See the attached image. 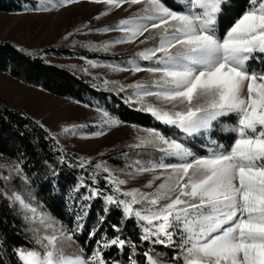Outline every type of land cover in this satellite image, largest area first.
I'll return each instance as SVG.
<instances>
[{
  "label": "snow or ice",
  "instance_id": "obj_1",
  "mask_svg": "<svg viewBox=\"0 0 264 264\" xmlns=\"http://www.w3.org/2000/svg\"><path fill=\"white\" fill-rule=\"evenodd\" d=\"M82 3L104 5L95 20L125 5L140 6L102 33L90 24L83 27L89 33H120L94 50L107 52L123 44L154 41L135 53L138 59L129 57L126 63L107 66L149 73L150 85L139 81L129 85L135 91L125 103L137 104L136 111L148 113L181 135L140 129L147 135L138 136L129 147L153 144L161 155L147 161L138 157L127 164V178L117 176L104 160L77 159L76 167H91V185L81 177L73 190L87 188L81 199L102 200L106 215L114 207L122 225L131 222L139 229L138 240L125 238L121 224L112 225L117 235L103 233L94 240L100 229L93 227L87 234L89 241L94 240L90 251L80 245L79 254L66 253L57 242L74 241L83 234L87 212L76 215L73 228L56 229L53 217L38 213L18 192L9 194L0 185V194L10 207L19 208L33 233L28 238L32 247L13 248L16 264H121L108 254L111 249L126 253L124 264H264V67L251 68L253 61L264 64V0H245L242 9L237 0H43L45 6L38 4L34 11H49L48 4L59 8ZM101 111L102 125H61L56 135L49 133L46 138L57 145L61 135L94 139L122 123ZM88 127L99 130L84 134L81 130ZM217 131L234 134L230 143L214 138ZM197 144L206 155L197 154ZM56 150L59 162H67L62 150ZM12 173L28 182L20 160L7 175L0 174V181L13 180ZM144 174L150 179L142 187H127ZM55 180L54 173L53 187ZM105 218H100L101 224ZM157 246L170 253L159 252Z\"/></svg>",
  "mask_w": 264,
  "mask_h": 264
},
{
  "label": "trees",
  "instance_id": "obj_2",
  "mask_svg": "<svg viewBox=\"0 0 264 264\" xmlns=\"http://www.w3.org/2000/svg\"><path fill=\"white\" fill-rule=\"evenodd\" d=\"M237 4L240 9L246 6L245 0H237ZM36 6L34 0H0V12L5 13H16L30 7L36 8ZM94 47L90 44H78L69 48L49 49L46 52L56 56L79 54L86 58L99 59L108 63H126L129 58L106 56L98 50H94ZM136 52L131 58L138 59L135 56ZM40 54L34 51H23L9 41L0 42V70L11 67L10 73L23 76L27 82L39 85L54 96L88 106H98L124 123L144 128H155L163 131V134L171 128L155 121L148 113L136 111L137 104L129 107L125 103V98L131 97L134 92V88L128 87L129 85L107 80L100 75L85 74L80 68L71 67L68 69L50 64ZM141 63L144 66H150L148 62L141 61ZM251 66L260 69L264 67V64L253 61ZM105 81L108 82L107 85ZM121 86H125V91H119ZM48 135L49 133L33 119L0 100V156L11 160L14 164L20 160L23 172L28 177V182H25L15 178V173H12L13 180L0 181V185L3 186V191L9 194L18 192L27 203L37 208L38 213L42 212L53 217L56 229L62 227L69 229L73 224L75 201L72 198L84 205H90V207L84 208L87 212V216L83 220L84 233L76 235L74 241L59 240L57 242L58 247L66 253L79 254L80 245L90 251L94 247V240L99 239L103 233H107L108 236L117 235L112 231V225L121 224V214L113 207L111 212L106 215L103 201L100 199L91 201L81 199L82 195L88 194L87 188H81L79 192H75L73 188L81 177H84L86 184L91 185V180L88 178V173L92 170L91 167L86 171L76 167L77 162L65 153L63 154L66 156L67 162L60 163L58 159L60 152L56 150L58 147L54 140L46 138ZM231 136L216 132L214 138L219 139L222 144H228ZM199 148L201 153L206 151L201 146ZM160 155L156 147L149 144L141 149L128 146L104 157L110 164L123 165L131 163L138 157L147 161L158 159ZM11 166L0 163V174L7 175ZM54 173L56 174L55 187H53ZM100 183L102 185L104 181L101 180ZM137 207L140 206L137 205ZM105 216L106 218L101 224L100 218ZM93 227H98L100 231L94 240L89 241L87 234ZM121 227L125 238L138 240L139 229L134 228L131 222L126 226L121 224ZM32 235L23 213L18 207H10L9 200L0 194V241L3 242V247L0 248V261L3 264H16V258L12 255L13 248L21 245L32 247L33 245L28 239ZM157 248L161 253H170L169 249L161 246H157ZM108 254L124 264L126 253L119 254L116 249H111ZM162 259H167V256Z\"/></svg>",
  "mask_w": 264,
  "mask_h": 264
},
{
  "label": "rangeland",
  "instance_id": "obj_3",
  "mask_svg": "<svg viewBox=\"0 0 264 264\" xmlns=\"http://www.w3.org/2000/svg\"><path fill=\"white\" fill-rule=\"evenodd\" d=\"M36 4L43 5V0H34ZM49 11H34L35 8H28L16 13L0 12V42L9 41L23 51H34L50 63L65 68H80L83 73L88 75H100L107 80L117 81L124 85H132L135 82H145L150 85L151 77L147 72L133 74L131 72L114 71L107 65L115 64L103 62L99 59L86 58L79 54L56 56L47 53L46 50L57 48H69L78 44H90L99 48L100 45L109 40L119 38L120 33L111 32L107 34L89 33L83 26L90 24L92 29H103L109 24H115L119 19L129 16L136 12L139 5L129 8L127 5L122 9L114 10L109 16L102 17L99 20L93 19L104 10V5H94L82 3L70 5L67 7L53 8L51 4L46 5ZM127 9V10H125ZM80 29V31H77ZM71 33V35H69ZM146 36L148 33L145 34ZM143 39V37H141ZM154 41L149 40L146 44H123L112 48L109 51L98 50L106 56L113 57H131L133 53L150 47ZM147 62V61H144ZM98 65V66H93ZM147 67V66H145ZM251 68H254L251 66ZM11 67L0 70V100L4 101L13 109L19 110L25 116L30 117L39 125L43 124L44 129L56 135L61 125H102L104 117L103 109L98 106H88L79 102L70 101L66 98L54 96L53 94L42 89L39 85L27 82L23 76H16L10 73ZM255 69V68H254ZM22 73L21 71H18ZM135 91V89H134ZM155 102L154 98H148ZM104 111V110H103ZM109 113V112H108ZM111 116L115 117L110 113ZM234 120V118H232ZM229 122V121H225ZM140 129H148L122 122L119 126L111 129H105L106 135L94 139H78L71 136H58L59 145L54 140L55 145L63 153L70 155L77 162L81 156L91 159L93 163L104 160L107 162L105 155L114 153L117 150L134 145L138 136L147 134ZM99 130L96 127L82 129L84 134H91ZM163 132V131H161ZM218 134H226L217 131ZM165 135H175L180 137L178 130L170 128L166 130ZM206 143V141H203ZM197 144V154L206 155ZM104 157V158H103ZM0 163L13 165L14 163L0 156ZM127 164L115 165L107 162L117 176L127 178L125 172ZM123 170V171H122ZM86 171V170H84ZM89 176V173H88ZM150 175L144 174L136 180H130L127 187H142ZM158 183V182H157ZM150 191L149 189H143ZM75 199V198H74ZM74 221L69 229L75 226V218L79 213L83 216L86 210L81 207V202L74 200ZM71 202V204L73 203ZM83 222V221H82ZM79 235V234H77ZM162 247V246H161Z\"/></svg>",
  "mask_w": 264,
  "mask_h": 264
}]
</instances>
